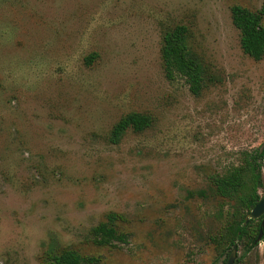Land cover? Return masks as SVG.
<instances>
[{"label": "rangeland", "instance_id": "obj_1", "mask_svg": "<svg viewBox=\"0 0 264 264\" xmlns=\"http://www.w3.org/2000/svg\"><path fill=\"white\" fill-rule=\"evenodd\" d=\"M263 1L0 0V264L67 248L99 264H225L210 238L229 205L210 177L264 143V58L243 52L231 12ZM178 24L216 77L200 95L163 72ZM131 112L152 125L111 142ZM109 213L128 235L115 247L92 241ZM235 264H264V237Z\"/></svg>", "mask_w": 264, "mask_h": 264}, {"label": "trees", "instance_id": "obj_2", "mask_svg": "<svg viewBox=\"0 0 264 264\" xmlns=\"http://www.w3.org/2000/svg\"><path fill=\"white\" fill-rule=\"evenodd\" d=\"M231 17L234 26L239 30V42L243 52L254 60H262L264 1L260 8L254 11L234 7ZM161 58L165 77L171 81L178 77L184 78L194 95H200L210 82L216 81L208 66L190 46L189 29L186 25L178 24L164 33ZM152 123L153 118L149 114L128 113L113 126L110 141L118 143L127 130L141 132ZM261 146L245 152L239 164H233L223 172L210 177L215 195L229 205V218L210 239L219 254L227 252V257L235 242L238 243V247L242 245L246 251L253 250L259 244L256 238L261 219H251L247 224L245 219L263 196L260 191L264 190V150L261 151ZM189 195L205 197L206 193L204 190H197L190 191ZM222 212L221 208L220 217ZM120 218L121 216L116 213H109L106 221L91 229L92 241L97 245L110 247H115V242H126L128 235L117 228V221ZM99 262L100 259L96 256L83 255L70 248L59 253H50L46 259V264H99Z\"/></svg>", "mask_w": 264, "mask_h": 264}, {"label": "water", "instance_id": "obj_3", "mask_svg": "<svg viewBox=\"0 0 264 264\" xmlns=\"http://www.w3.org/2000/svg\"><path fill=\"white\" fill-rule=\"evenodd\" d=\"M264 150V143L261 146V151ZM261 219V225L259 228L258 236L256 238V242H260L264 237V195L262 198L254 205L252 210L248 213L245 219V223L247 224L249 220ZM238 254V243L235 242L230 254L228 255L225 264H235Z\"/></svg>", "mask_w": 264, "mask_h": 264}]
</instances>
